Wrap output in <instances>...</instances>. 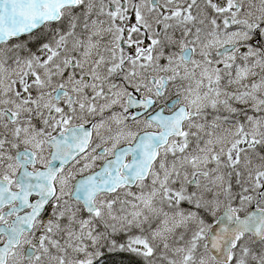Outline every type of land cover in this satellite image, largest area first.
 I'll use <instances>...</instances> for the list:
<instances>
[{
	"label": "snow or ice",
	"instance_id": "1",
	"mask_svg": "<svg viewBox=\"0 0 264 264\" xmlns=\"http://www.w3.org/2000/svg\"><path fill=\"white\" fill-rule=\"evenodd\" d=\"M0 264H264V0H0Z\"/></svg>",
	"mask_w": 264,
	"mask_h": 264
}]
</instances>
